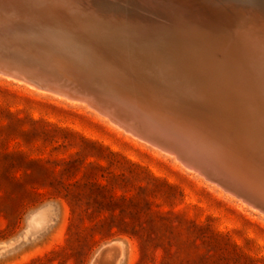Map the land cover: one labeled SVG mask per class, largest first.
<instances>
[{
	"label": "rangeland",
	"instance_id": "374dc122",
	"mask_svg": "<svg viewBox=\"0 0 264 264\" xmlns=\"http://www.w3.org/2000/svg\"><path fill=\"white\" fill-rule=\"evenodd\" d=\"M31 1L34 0H20L16 7L6 2L1 8V11L6 10L5 14H0V61L9 62L20 70H37L45 76L80 85L78 82L83 81L77 78V73L90 77L83 62L88 49L93 48L101 60L104 59L101 53L107 48L103 42L123 41L115 29L108 34L100 32L101 28L110 26V22L125 24L124 20H118L123 17L121 13L118 18H115L116 13L100 14L88 0L70 6L67 13L81 6V10L76 11L79 14H74L78 15L77 19L73 14H65L75 17L81 25L87 23L86 30L81 32L78 23L73 25L76 28H70L66 21L41 20L27 14L25 10ZM105 1L125 5L124 14L166 22L163 12L148 11L146 7L133 5L131 0ZM194 1L197 5L219 4L222 9L218 14L228 16L232 26L236 25V29L226 33L229 31L223 29L221 22L203 18L209 15L196 18H201L202 22L180 24L181 34L197 32L192 36L196 40L201 37L199 33L206 30L207 40L218 48L213 56L218 57L217 60L223 61L221 56L230 46L229 38L237 32L253 30L264 38V14H259L260 10L243 11L247 12L246 16L236 14L239 9L227 8V3L221 0ZM249 1L262 10L257 0ZM173 10L176 9L169 8L168 12ZM252 11L258 15H252ZM171 19L176 21L177 17ZM92 26L95 29L87 31V27ZM80 36L88 38L91 46L87 45L90 41L86 44L87 40ZM99 36L102 39L99 40ZM138 56L131 55L137 62L131 59V68L123 58L121 66L131 75L129 79L126 77L131 79L129 82L135 77L133 82L141 84L140 87L153 83L161 86L160 90L167 89L171 84L162 78L158 79L159 84L154 74L156 66H144ZM240 85V98H233L237 103L235 107L244 113L246 109L256 111L253 101L263 102V93L243 82ZM172 87L178 88V85ZM91 94L102 103H109L106 97ZM189 101L185 100L189 103L185 105L179 100L175 110L183 112L185 107L193 108V101ZM239 104L241 107L237 106ZM261 114L263 122L264 114ZM104 116L85 101L54 92L43 82L32 85L0 72V264H196L199 257L212 264H264L263 209L244 201L241 192L221 187L217 179L222 177L212 168L208 169L211 177L188 170L173 156L134 137ZM256 134L255 140L262 141L264 127ZM217 149L244 158L227 147ZM86 186L96 188L95 200L87 194ZM68 192L73 195L79 214L73 220L64 199ZM71 222L73 228L69 231ZM106 223L123 232L139 230L140 238L129 233L110 234L100 227Z\"/></svg>",
	"mask_w": 264,
	"mask_h": 264
},
{
	"label": "bare ground",
	"instance_id": "6f19581e",
	"mask_svg": "<svg viewBox=\"0 0 264 264\" xmlns=\"http://www.w3.org/2000/svg\"><path fill=\"white\" fill-rule=\"evenodd\" d=\"M85 1L87 0H34L29 3L28 9L25 11L27 14L34 15L35 17H39V19L41 20L54 19L60 22L66 21L67 24L68 23L70 24V26L69 25L68 26L71 28L73 25L78 23L77 22L78 20H76L78 18V15L75 16L74 14H79L76 11L81 10V6L79 5L77 9L76 7L73 8L76 9V11L74 10H73L74 12L68 11L67 13L68 7L70 6L72 7L77 4H82ZM88 1L93 3V5L95 6V8L98 9L100 14L105 12L106 13L108 12V14L116 13L115 18H118V16H121L122 14L123 17L119 18L118 20L120 19L124 20L125 24H122L121 21L115 23L110 22L109 24L110 26L108 27H106V25L104 24L106 29L103 28L102 30L101 28L100 32L106 34H108L107 33L108 31H112L115 29L116 31L119 32L120 39H123V41L120 42L119 40H116L115 43L111 41L103 42L104 45L107 44L106 45L107 48H105L106 51L101 53L102 57L104 58L101 60L99 56L96 54V52H94L93 48L88 49L87 58L85 57V61L83 62H85L84 65L86 66L87 71H89L87 73L89 74L90 77L88 76V74L87 76L89 77V79L87 77L81 76L78 73L76 74L77 78L83 81V82L80 81L78 82L81 86L78 84L76 86V88L79 87L80 89V91H78L77 93V97L81 96L82 97L81 100L85 101V103H87L90 108L94 109L101 115L104 114L105 116L108 117V119L112 123H115L120 128L123 127L124 129L132 133L131 135H133L134 137L151 144L152 146L168 154L169 156H173L188 170L191 169L198 174H205L207 177H211L212 175L211 170L209 173L208 169H205L203 165L201 166L195 164L192 160H190L191 161L190 163L188 158L189 154L198 156L202 161L206 163V165L210 169L212 168L213 171L215 170L220 177H223V179L224 178L227 179L228 182L222 180V178H220L221 180L217 179L221 187L225 188V190L229 189L235 193L241 192V197H244L242 198L244 199V201L256 205L264 210L263 158L258 157L257 158L258 162L256 161L253 163H247L246 160L242 161V159H238V158L236 159V157L233 156L232 153L230 154L227 151L222 152L218 150L217 148H219L220 146L214 145V147H212L211 143H209L210 141L208 140L209 135H207L210 134V132H216L217 130H221L222 132H224L223 134H228V132H230L231 130V123L232 124L234 122L237 123V121L240 120L238 115H240L243 118L242 122L249 124L254 123L255 125L260 126V128L264 126V121L263 122L260 121L261 116L259 115L261 114L260 112L264 110L263 100H262L263 102L260 103L259 101L254 100L253 104L256 106L255 108L256 111L249 110V112H245L246 114L248 113V115L245 116L244 115L245 113L241 112L242 110L238 109V112L235 111L237 109V107H235V104L237 103L236 100L233 99L234 97L236 98L239 97V93H241L240 91L242 88L240 83L242 82L247 86L255 87V89L258 90L257 92H259L260 94L263 93L264 96V77L260 75L252 76V74L255 75L254 71H256L257 73H259L260 71L250 67L251 64H249V62H247L245 59H241L240 56L238 58L237 57L235 58L233 55V57L231 58L227 57L222 59L223 61L217 60V58L213 57L215 56V52L217 53L216 50L218 48H216L210 41L207 40L206 38L207 36H205L207 35L205 28H202L205 31L204 33L203 32L199 33L200 34L199 36L201 37H199V39L197 38V40L192 38V36L196 35L197 32L194 34L192 32L185 31L183 32L184 35H182L180 32L182 27L181 25L185 23L184 21L202 22L201 18L200 19L199 18L196 19V18L202 15H209V17H203V18L204 19L207 18L206 20L210 18V20L212 19L213 23L221 22L223 29L229 31L226 33H231L233 29H236V25L234 24V27L232 26L233 22L230 21L228 16L226 17V15L218 14L221 12L219 10H221L222 7L216 3H215L216 5L215 4L213 5L210 3L205 4V2L204 4L197 5L195 4L194 0H131L133 5L135 4V6H140L142 8L146 7L147 10L149 9L148 11H151L153 9V11H157L161 13L163 12L165 15L164 20L166 22L161 21L160 19L159 21L157 19L159 21V23H157L154 22L153 20H147L138 17L135 14H124V11L122 9L126 8L124 7L125 5L123 6H119L118 4L113 5L112 3H109V1H105V0H88ZM208 1L210 2V0ZM222 1L227 3L226 4L227 8H235L236 10L239 9L238 11L239 13L236 14L241 13V14H246L247 16L248 15L247 12H243V11H250V10H260L259 14H264V0H257V3L261 6L262 10L259 8V6L256 3L250 5L249 0H221V2ZM6 2H8V4H11L13 7H16V5L19 4L20 0H6L4 3ZM4 3L2 2V0L0 1V11L1 8H3V6H6ZM206 3H208L207 0ZM250 6H254V7L250 9ZM169 8H173L176 10L175 11L173 10L172 12L170 11L171 13H169L168 12ZM4 11H1L0 14H5ZM65 14H73L76 17V19H74L75 17L72 18ZM251 14L258 15V13L254 11H252ZM174 16L177 17L176 21L174 19H171ZM259 17H257V19H259ZM97 18L99 19V17ZM182 19L183 21H179ZM238 21H240V18ZM89 22H92V20H90ZM86 24H87L86 22L82 23V25L81 23L80 24L78 23V25H81V28L78 31L81 32L85 31ZM88 27H87V31L89 29H95L94 28L95 26L94 27L92 26L93 28L92 27L88 28ZM93 32H95V30ZM249 33H250V37H245L246 36L245 34L244 36H241L243 39L248 38L247 41L249 40V45L246 44L239 45L237 42L243 39L240 36L236 37L232 33L235 37L233 36L231 39L229 38V42L230 44L232 43V45L228 49L230 48L234 49L233 51L236 53L241 50L242 55L244 56L245 54V57L248 59L250 58V55L255 57V54H253L255 53V51H252V48L255 47L254 45H258L260 43L263 46L264 38L262 35L254 32L253 30H251ZM55 38L56 37L54 36V40ZM95 38H97V36ZM83 39L87 40L88 38L87 39L83 38ZM100 39H102V37L99 36V40ZM191 39L195 40L196 42ZM41 40L42 42L45 41L43 39ZM89 41L90 40H87L86 44L89 43ZM38 42L40 43V41ZM39 43L37 45H40ZM46 44L48 46V43ZM90 44L91 41L87 45L91 46ZM68 48L70 47L68 46ZM45 49L46 48H44V50ZM60 49L63 52V48L62 47L59 48V51ZM263 49L264 47H262L261 51L264 55ZM70 50H68L69 53L67 51L66 52L68 54H71L73 52V49L72 52ZM73 53L71 54V56L73 55ZM132 54L139 55L138 57L139 59L142 60L144 66H147L149 64H153L154 66H156L155 69L156 71L154 72V74H156L157 80L162 78L164 82L166 81L171 85L173 83L174 86L178 85V88L175 87L173 88L172 87L173 85L172 86L168 85V87L170 86L171 88L166 87L167 89H165L163 87L164 90H160L161 86L158 85L159 86L158 87L157 85H153V83L152 84L149 83L148 87L146 86L147 84L145 85L146 87H143V85L142 87H140L141 84H137L133 82L135 78L133 75L132 78L133 77L134 78L132 80V83H130L129 81L131 79L130 80L128 79L130 78L131 75H128L127 74L128 70L125 71V69L121 65H124L123 58L126 60L128 65L129 64L133 65L132 64L133 62L137 64V62L131 57ZM44 55L45 57H47L46 54ZM50 57H54V56L50 55ZM40 58L42 57L40 56ZM71 59L73 61V58ZM131 59H133L134 61ZM76 60L77 59H75V61ZM67 61L68 60H66V63ZM131 61L133 62L131 63ZM56 62L58 63L59 61ZM77 62L78 60L75 63ZM53 63L54 62H52V65ZM61 63L62 62H60V64ZM128 65L124 67L128 68ZM135 67H133V69ZM129 68H131L130 65ZM139 69H141V67ZM69 70H71V68H69ZM150 70L152 71V68ZM121 71H125V72H121ZM130 71L131 70H129V72ZM69 72L70 71L67 70V73ZM147 72L145 74H147ZM145 74L143 75L146 77ZM126 77H128V79ZM137 79L140 80L141 78L139 79L138 77ZM245 79H248L251 82ZM253 81L256 83H254ZM91 93L95 94L98 97H102V98L106 97L107 102L109 100V103L111 104L105 106L104 103H102L98 99L93 98ZM227 95H229L230 98H228ZM261 97L262 96H260V98ZM179 100H182L185 105L189 104L186 103L185 100L193 101L194 104L192 105L193 108H191V106L190 108L185 107L183 112H179V110H175L176 105L179 104L178 103ZM115 109L126 113L127 117H129V120L132 121V123H134L133 121H135V123L137 124L136 125L131 124L128 120L125 119L126 117H123L117 111L115 113L113 111ZM192 114H195L196 116ZM191 118L194 120L193 123L189 124V122H192ZM196 120H198L199 123ZM196 128H198L199 131ZM205 133L207 134L204 135ZM230 147L229 150L233 151L234 153L237 152L235 150L237 149L235 144L233 145L231 144ZM237 186L240 188H244L247 192L240 190Z\"/></svg>",
	"mask_w": 264,
	"mask_h": 264
},
{
	"label": "water",
	"instance_id": "95a60500",
	"mask_svg": "<svg viewBox=\"0 0 264 264\" xmlns=\"http://www.w3.org/2000/svg\"><path fill=\"white\" fill-rule=\"evenodd\" d=\"M241 33L239 32L235 36L241 37V36H244V34H245L246 35L245 37H250V33H248V32L247 33L243 32L242 34ZM247 39L248 38H245L243 40H239L237 43L239 45H244V44L249 45V40L247 41ZM250 40H252V39H250ZM231 45H232V43L230 44V46ZM254 46L255 47L252 48V51H255V53H253V54H255V57L250 55V58L248 59L245 57V54H244V56L242 55L241 50L236 53L233 51L234 49H231V48L228 49L229 47L227 48V50L224 52V54L221 57H223V59H224L227 57L231 58V57H233V55L235 58L236 57L238 58L240 56L241 59H245L247 62H249V64H251L250 67L260 71L259 73L254 71L255 75L252 74V76L260 75V76L264 77V55L261 51L262 48L260 47L262 45L260 43L258 45H254ZM245 47H247V46H245ZM221 57H219V58H221ZM0 72L4 73V74H6L12 78L22 80V81L29 83V84H32V85H36V84H39V82H43L48 86V89H50L54 92H57V93H60L63 95H67V96L73 95L74 97H76L78 99L82 98L81 96L77 97V93H78V91H80V89H79V87L76 88L77 85L74 82H72L71 80H70L71 82L69 80L64 81L62 79L57 80L56 78H53L51 76H45L43 74H40V72H38L37 70H32V69L20 70L19 68L11 65V63L6 62V61H0ZM92 97L95 98L93 95H92ZM103 103L105 104V106H108L111 104V103H105V102H103ZM241 105L242 104H239L237 106L241 107ZM238 109H239V107H237V109L235 111L238 112ZM113 111L115 113L117 111L120 115H122L123 117H126L125 119L128 120L131 124H134V125L137 124V123H135V121H133L134 123H132V121L129 120V117H127V114L124 113L123 111H118L116 109ZM246 111L249 112V109H246ZM261 113L264 114V110ZM192 115L196 116L195 114H192ZM238 116H239L240 120L237 121V123H235V122L233 124L231 123V130H230V132H228V134H223L224 132H222L221 130H217L216 132H210V134L205 133L204 135H206V134L209 135L208 140L210 141L209 143H211L212 146H214V145L220 146V147L224 146L225 148L227 147L228 149H230L231 148L230 145L235 144V146L237 147V149H235L237 151V153L244 157L242 159V161L246 160L247 163H253L256 161L258 162V159H257L258 157H262L264 160V138L260 142L255 140V138L257 136L256 133L259 130H261L260 126L255 125L254 123L249 124V123L242 122L243 118L240 115H238ZM193 120L194 119H192L191 120L192 122H189V124L193 123ZM196 121H198V120H196ZM198 123H199V121H198ZM196 129L199 131L198 128H196ZM231 138H233V139H231ZM188 158H189V161L192 160L195 164H198L201 166L203 165L205 167V169H209V167L206 165V163L204 161H202L198 156L189 154ZM190 163H191V161H190ZM238 188L240 190L246 191L244 188H240V187H238Z\"/></svg>",
	"mask_w": 264,
	"mask_h": 264
},
{
	"label": "trees",
	"instance_id": "16d2710c",
	"mask_svg": "<svg viewBox=\"0 0 264 264\" xmlns=\"http://www.w3.org/2000/svg\"><path fill=\"white\" fill-rule=\"evenodd\" d=\"M87 187V194L89 195L90 198H93V200H95L93 194L95 193V190L96 188L94 186H86ZM64 199L67 201L69 207H70V211H71V216H72V220L75 218V217H79V214H77L76 212V209H77V205H76V202L73 197V195L71 193H66L65 196H64ZM73 222V221H72ZM70 223V226H69V231L72 230L73 228V223ZM97 225H95L94 227L92 228H95ZM102 229H105V231L107 230V232H109L110 234H113V233H124V234H128L129 235H132V236H135V237H138L140 238V234H139V230H134V228L131 230V232H123L122 230H120V228H118L117 226L115 225H111V224H108L106 223L105 225H101L100 226ZM115 230V232H113V230ZM93 230V229H92ZM199 262L196 263V264H212L210 261H208L206 258H201L199 257Z\"/></svg>",
	"mask_w": 264,
	"mask_h": 264
}]
</instances>
